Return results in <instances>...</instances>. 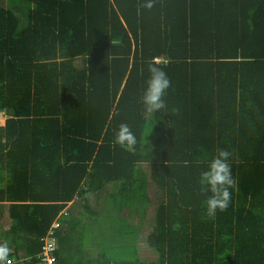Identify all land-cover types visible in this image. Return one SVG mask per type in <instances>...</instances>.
<instances>
[{
    "label": "trees",
    "instance_id": "1",
    "mask_svg": "<svg viewBox=\"0 0 264 264\" xmlns=\"http://www.w3.org/2000/svg\"><path fill=\"white\" fill-rule=\"evenodd\" d=\"M6 1L0 201L12 202L13 224L0 264H44L56 220L57 264H67L66 206L83 197L93 214L88 195L111 183L108 207L139 222L115 223L118 255L107 245L82 264H264V0ZM150 62L171 82L154 112L142 100ZM122 123L132 150L114 142ZM220 148L237 183L208 217L199 177ZM143 230L155 260L138 252Z\"/></svg>",
    "mask_w": 264,
    "mask_h": 264
},
{
    "label": "crops",
    "instance_id": "2",
    "mask_svg": "<svg viewBox=\"0 0 264 264\" xmlns=\"http://www.w3.org/2000/svg\"><path fill=\"white\" fill-rule=\"evenodd\" d=\"M8 117L9 115L6 112L0 113V126L6 124ZM113 189L114 184L111 183L102 192L98 194L91 193L88 195L90 205L94 211L93 214H91L90 210L87 208L85 203L86 200L83 197H76L66 206V219L70 218L72 219V223H75V227L73 230H71L69 222L66 226H64L63 229L67 228L64 234L66 236L63 240H61L62 243H60L62 255L64 257V259H62L66 261L67 264L72 261H77V263L82 264L83 262L88 263L91 260H95L100 256L101 253H106L105 249L107 245H111L113 247L109 248L112 254L116 253L115 255H118V252H116L117 250H115L114 246H117L118 239H123L124 229L122 230V228L115 223L125 217L128 218L130 221H134L136 223L139 222L138 217L129 215L128 209H125L123 212L120 213L119 210H117L115 207H113V209L111 207H108L107 202L111 198V193ZM151 191L152 190H150L149 195L153 197V193H151ZM11 203L12 202L6 200L0 201V205L4 204L3 211H0L5 212V214L7 215L5 216L3 223V233L5 232L4 244L7 242L9 245L12 244V240L9 236H7L6 231L9 230L13 224V219L11 218L10 213ZM106 212L110 214V216L117 217L112 220V225H108V223H106V226L105 224L104 226L101 225V223H103L104 221V214H106ZM92 216H95L97 218L93 219ZM92 221H98L97 224H100L99 227H97L96 229L94 227L93 230L92 226H90V223L89 227L86 226L88 222ZM92 233L94 234L91 235ZM143 236L144 230L143 232H141L139 240L137 242V249L139 254ZM75 246L79 248L77 251H74ZM24 254L25 252L22 251V256Z\"/></svg>",
    "mask_w": 264,
    "mask_h": 264
},
{
    "label": "clouds",
    "instance_id": "3",
    "mask_svg": "<svg viewBox=\"0 0 264 264\" xmlns=\"http://www.w3.org/2000/svg\"><path fill=\"white\" fill-rule=\"evenodd\" d=\"M144 8L152 7V0H144ZM149 79L142 100L149 112L158 111L166 107L164 99L170 87L167 73L158 67L156 62H150L147 67ZM115 144L127 150H132L137 143L135 134L126 123L119 126L115 134ZM232 152L220 148L210 158L207 167L200 172L199 183L202 193H210L205 200L206 214L214 217L217 210L224 211L228 208L232 189L236 186V179L232 174Z\"/></svg>",
    "mask_w": 264,
    "mask_h": 264
},
{
    "label": "rangeland",
    "instance_id": "4",
    "mask_svg": "<svg viewBox=\"0 0 264 264\" xmlns=\"http://www.w3.org/2000/svg\"><path fill=\"white\" fill-rule=\"evenodd\" d=\"M8 2V0L6 1ZM1 122V121H0ZM3 122V121H2ZM109 205L111 206V208L113 209L114 205L111 204V202L109 203ZM1 210V209H0ZM110 211V209H109ZM107 215V216H106ZM5 216H7L5 214V212H1L0 211V251L4 248V241L2 239V235H3V223H4V219H5ZM104 221L103 223H101V225L106 226V223H108V225H112V220L117 218L116 216L113 217V216H110V214H108L106 212V214H104ZM93 219L97 218L95 216H92ZM107 221V222H106ZM89 223H90V226H92V229L95 227V229L97 227H99V225L97 224L98 221H92V222H88V224H86L87 227H89ZM115 223V222H114ZM118 223V222H117ZM148 225V224H147ZM150 225V224H149ZM148 225V226H149ZM147 227V226H146ZM94 230V229H93ZM91 232V231H90ZM94 233H92L91 235H93ZM146 236H147V232L145 230V233H144V236L142 238V244L140 246V255H141V258L144 259V260H155L157 259V256L158 254L156 253V251L154 249H152L151 247L148 246V243L146 242ZM116 254V253H115Z\"/></svg>",
    "mask_w": 264,
    "mask_h": 264
},
{
    "label": "built area",
    "instance_id": "5",
    "mask_svg": "<svg viewBox=\"0 0 264 264\" xmlns=\"http://www.w3.org/2000/svg\"><path fill=\"white\" fill-rule=\"evenodd\" d=\"M157 60L159 61L160 59L157 58ZM60 225V222L56 220L51 226L48 234L42 237L44 245L39 257L44 264H57L55 251L58 246V238L56 236V230L60 227ZM7 262L10 264L12 261L11 259H8Z\"/></svg>",
    "mask_w": 264,
    "mask_h": 264
}]
</instances>
